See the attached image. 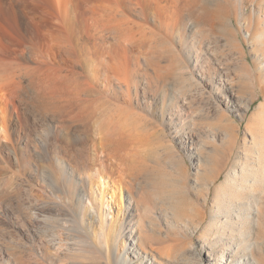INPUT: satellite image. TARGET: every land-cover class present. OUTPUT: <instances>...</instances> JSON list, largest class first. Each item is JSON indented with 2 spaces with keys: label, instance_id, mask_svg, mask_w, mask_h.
I'll return each mask as SVG.
<instances>
[{
  "label": "bare ground",
  "instance_id": "obj_1",
  "mask_svg": "<svg viewBox=\"0 0 264 264\" xmlns=\"http://www.w3.org/2000/svg\"><path fill=\"white\" fill-rule=\"evenodd\" d=\"M164 1L177 4L175 15L181 14L178 12L182 11V5L178 3L183 0ZM191 1L181 3L195 25L191 27L193 34L190 45L182 47L181 37H178L175 45L168 37L164 39L161 36L159 13L162 0H71L70 4L66 0H0V11L5 12L1 14L10 17L12 26L10 30L0 28V53L12 61L27 58V63H31V66L29 63V67L23 68L26 77L24 86L20 79L22 75L16 76V79L14 76L11 78L12 67L9 72L5 69L10 62L13 65L14 61L6 62L4 58L5 61H0V129L6 143L18 145L24 137L18 134L15 136L14 131L27 134L32 128H38L36 143L29 146L27 141L23 148L14 149V162L19 170L29 165L32 157H35L36 166H39V170H36L39 173L38 179L31 182L32 195L25 207L29 218L27 243L35 252L37 264H160L158 259L166 248L164 244L173 241V249L179 257L185 251L186 239L192 240L190 233H197L201 238L197 255L205 253L206 264H264V251L252 244L254 240H264L259 228L262 225H252L253 219L243 221L255 209L262 215L260 204L264 200V141L258 140L259 129L254 130L250 126L248 133L251 141L248 144L244 142L242 151L238 153L239 138L230 133L233 126L221 112L222 107H225L229 114L242 120L257 96L264 100V28L259 25L264 19L258 17L256 20L259 31L253 38L254 43L252 41L255 60L251 65L237 42L234 43L235 38L231 44L236 45L239 55H233L228 42H223V38L232 36L234 31L230 22L223 21L225 19L221 9L212 6V10H209L205 0ZM262 1L260 5L264 11ZM191 6L201 7L199 9L202 12L195 13ZM149 10L154 11V23L149 21ZM79 17L86 28L84 35L94 43L91 54L96 58L97 80L101 78L104 83L103 93L97 91L96 86L78 71L81 55L85 53L79 49L83 37L78 30L82 24ZM112 31L116 34L111 36L113 44L101 49L105 38H108L107 33L112 35ZM148 39L160 46L163 44L164 51L159 50L164 52V57L169 55L177 60V66L162 71L159 63L152 61L155 64H152L154 68L151 66L153 74L148 68H144L145 71L138 68L130 72L123 64L124 60L129 59V46L136 48L139 42ZM225 48L229 51L228 56L223 53L220 56L219 53ZM25 62L23 65L27 64ZM146 64L150 65L145 62L143 66L147 67ZM178 70L183 72L180 79L184 82L181 86L184 90L166 104L161 89L168 86L167 80L178 75ZM234 74L237 75L236 79ZM24 87L34 90L35 96L29 99L23 96L21 92L25 90ZM243 94L247 97L242 100ZM105 95L109 97L103 98ZM93 101L94 104L101 102L95 116L93 106L89 105ZM194 101H198L195 106L200 115L212 117L214 125L226 132L223 134L220 133L222 130L217 132L204 129L199 130L202 132L198 133L199 137L218 139L224 144L223 154L227 160L235 156L236 161H232L231 174L228 172L229 175L218 188L220 191L213 190V206L207 217L206 197L211 194V187L222 176L228 163H224L223 159L213 161L211 159L215 157L209 159L211 156L199 157L198 153L188 148L189 158L197 165L196 180H191V183L187 179L169 180V204L165 205L167 211L159 213L165 219V233L155 236L152 231L150 233V226L154 222L150 220L151 200L149 194L145 193L153 188L158 174L154 176L147 173L144 163L133 157L136 155L133 152L136 151V143L142 140L143 131L156 128L150 123L152 105L160 103L163 110L167 107L165 112H161L162 120L158 125L163 134L166 126L174 129L180 127L182 106L185 114L189 113ZM86 106L96 118L94 126L99 136L96 143H89L85 135L86 124L83 121L88 116L91 118V114H86L89 111ZM26 107L33 108L32 111L47 119L28 124L22 112V108ZM260 108L264 112V102ZM49 118L54 123H50ZM76 121L81 124L70 125ZM251 122L258 126L256 120ZM183 138L192 146L198 141L200 144L191 128L183 133ZM54 143V148H51ZM86 149L88 161L82 156ZM250 151L256 155L253 159L247 155ZM169 161L172 159H168L167 164ZM95 174L98 180L93 177ZM258 175L263 177L262 182H259ZM100 177L107 180L103 181V189ZM169 177L171 179L172 175ZM138 178L145 180L143 192L138 188L140 184L135 183ZM96 184L99 186V196H94L92 191ZM168 185H165L166 189ZM197 192L204 197L202 205L197 204L200 199ZM84 199L87 206H84ZM114 205L118 208L116 213L113 211ZM88 206L93 208V214ZM109 216L108 223L105 217ZM14 221L22 240V218L17 215ZM124 235H127L129 241L130 248L126 249L131 256L129 260L116 253L118 240ZM152 240L159 245L157 249L154 247L158 256L150 254V259L144 246ZM151 245L153 247V243Z\"/></svg>",
  "mask_w": 264,
  "mask_h": 264
},
{
  "label": "rangeland",
  "instance_id": "obj_2",
  "mask_svg": "<svg viewBox=\"0 0 264 264\" xmlns=\"http://www.w3.org/2000/svg\"><path fill=\"white\" fill-rule=\"evenodd\" d=\"M66 1L70 4L71 0H66ZM183 1H181V3H185V2L190 3L191 0L190 1L185 0L184 2ZM205 1H207L206 6L207 5L209 6V7L207 6L208 9L212 6L214 7V9H215V7H216V9H219V10L221 9L220 12L222 13L223 18L225 19L223 21L224 22L228 21L231 24V29H232V31H234L233 32L234 34L232 33L233 34L232 36H235V37L228 35V37L225 36L223 38V42H225V43L228 42L227 44L230 47V51H232L231 53L233 55L238 54L237 53L238 49H236V47H235L236 45L234 44L237 42L236 44H238L237 46L239 47V49L241 48L243 50V52L245 53V56H246L248 63H250L252 65L253 64L252 62L255 60V55L253 52L254 46L252 45V41L254 43L253 38H254L255 34L259 31L256 20L258 17H260V20L264 19V11L262 10V7L260 5L261 0H220V1L216 0L217 2L219 1L218 3L214 0L213 1L212 0H205ZM257 1H260V2L257 3ZM169 2L164 1V0H162V2H161L162 8H161L160 13H159V17L161 19L160 29L162 30V31L160 30L161 36L164 39H167V37H168V39L171 40L172 43H174L175 45H177L176 43L178 41V37H181L182 38L181 43H183L182 47L189 46L190 42L192 40V34H193L191 27L195 26L194 22L191 21L192 17L190 18V16L188 15L189 14L188 11L186 12L183 10L184 4H181L180 2L178 4L182 5L181 10L183 12L182 11L178 12L181 14H179V16H176L175 13L178 11V9L176 11V5L177 4H175L173 2V5H172V2H170V3ZM191 2L193 3V1H191ZM217 4H219V6ZM215 5H217L218 7ZM0 8H2V7L0 6ZM166 8H168V9H166ZM171 8L172 9L175 8V9L172 10ZM199 8H201V7H194L193 6L192 10L195 13H200L202 11ZM209 10H212V8H210ZM1 12H2V14H5L4 11H0V20H1L0 26H1L2 22H4V21L7 24L3 23L2 25L6 26V27L1 26L0 28H2L4 30L5 29L6 30L12 29L11 23L9 22L10 17L7 14L2 15ZM153 12H154L153 10H149L148 15H149V21L154 23ZM6 16H7V18L8 17L9 18L7 19ZM2 19L4 21H2ZM187 19H189V20H187ZM226 19H228V20H226ZM79 22L82 23L78 29L79 34H81L80 36H83L81 38L82 44L80 45L79 49L83 50L85 53H83L81 55V58H80L81 64H80V67H78V71L82 72L84 74V76L88 79V81H90L92 83V85L96 86L97 91L103 93L104 83H103L101 78H100V80H97L98 77H97V73H96V61H95L96 58L94 55L91 54V49L94 50V43H93V41L92 42L88 41L86 35H84L85 34L84 31L86 30V28H85V26L82 22V19L80 17H79ZM189 22L191 24H189ZM245 22H246V24H245ZM260 22L261 23H259V25H261V27L264 28V22H262V21H260ZM7 26H8V28H7ZM246 27H247V29H246ZM112 32H111L112 35H109L110 32L107 33L108 38H105L103 45L101 46L103 48H101V49L104 50L107 45L109 46V45L113 44L111 36L114 37L115 32L114 31H112ZM107 35H106V37H107ZM213 36L215 37L214 34H213ZM213 36L211 35V38H213ZM230 36L232 37V39H230L231 38ZM226 38L228 40L229 39L230 40L227 41ZM233 39H234V43L231 44V41H233ZM109 42H111V43L109 44ZM144 43H146V44H144ZM142 44H144V45L142 46ZM138 45H139L138 47L136 46V48H138V49H136L134 46L132 47V45H131V47L129 46V48H130L129 49V59H126L124 61L122 60L124 66H126V68H129L130 72L133 73V72H135L134 69H136V71H137L138 68L141 71H145V69L148 68V71L151 74H153L154 69H152V68H154V67L152 66V64L155 66V64L153 62H156L157 64L159 63L158 65L160 68L162 67L161 68L162 71H163V69L168 70V69H172V68L177 66V64H178L177 60H175L172 56L167 55V57L166 56L164 57V54H163L164 52H162V51H164L165 48H163L164 47L163 44H162V46H160L161 44L158 45V44H156V43H154L148 39V40L139 42ZM145 45L146 46L150 45V46H148L147 47L148 49H147ZM139 47H141V48L139 49ZM156 47L157 48L159 47V48L157 49ZM182 47L179 46V48L181 50H182ZM226 48L223 49V51L221 53H219L220 56H223V55H221L222 53L225 56H228V54H227L228 49L226 50ZM159 49H162V51ZM157 50L159 52H157ZM160 52H162V55ZM141 53L142 54L146 53L148 55H146V54L142 55ZM1 54L2 53H0V61H2L4 58V55H1ZM149 54L151 56H153V58ZM154 54L155 55L157 54V55L155 56ZM159 55H160V57H159ZM147 56H149L150 59ZM162 56H163V58H162ZM168 56H169V58H168ZM146 58H147V60H146ZM4 59H6V58H4ZM25 59L28 60L27 58H24V59L20 58V59H18V61L13 60L14 61L13 62L10 59H6V62L12 61L13 65L10 62V64H8L10 67L4 66L8 72H9V69L12 67L11 68L12 70L11 69L10 70L13 73L11 71L10 72L13 75L12 76L10 75L9 77L13 78V76H14V79H16V78L20 77V75H22V77H20V79H21L22 84L24 86L26 85V77H25V71H24L25 69L23 70V68L31 66V63L30 62H29L30 64L27 63V61ZM144 59H145L146 63H150V65L146 64L147 67L143 66L145 63ZM164 60H165V62H164ZM3 61H5V60H3ZM23 61L24 62L26 61L25 63H27V64L23 65V63H24ZM28 64H29V66H28ZM151 66H152V68H151ZM164 66L165 67L167 66V68H165ZM168 66H170V68ZM16 67L19 69L22 68L21 69L22 72L19 69L18 70L20 72H18V70H16L17 69ZM13 69H14V71H13ZM167 70H165V71H167ZM7 71H5V72L8 73ZM179 72H180V70H178V72H177L178 75L175 74L176 76L174 77V79L172 77V79L167 80L166 84L168 86L161 89L162 93H164L163 95H164V100L166 101V104H168L169 100H173L175 96L179 95V93L183 92V90H184V89L183 90L181 89V86L183 85L184 82L182 81V79H180V74H182L183 72H180V73ZM6 73H5V75H9ZM15 73H16V75H14ZM16 76H18V77H16ZM233 76L237 77V75H235V74ZM236 77H235V79H236ZM24 89L25 90H23L21 93L23 96H25V97L27 96V99L33 98V96H35V95H33L34 90L32 91L31 89H26L25 87H24ZM178 90H179V92H178ZM24 91H26V92H24ZM159 93H160V89H159ZM243 95H241L242 100L245 97H247L246 94H243ZM108 97L109 96L105 95V97H103V98H108ZM262 99L263 98L260 96H257L254 99V102L251 104V109L249 110V113L242 120L239 119L236 115L229 114L228 111H226L225 107H222V109H221V112L226 116L228 121L233 126V130H231L230 133L233 134L234 136H238V138H239L238 139V149H237L238 153H240L239 150L242 151V147L244 146V142L248 144L251 141V137L248 133V129L251 127H252L251 129H254V128H256L257 130L259 129V131H258V138L259 139L258 140L262 139L264 141V124H263L264 123V112H261V110H260L261 104H263V102H264V100H262ZM94 102L95 101H93L92 103H89L90 106H93L92 107L93 114L96 113V110L98 109L99 104H101V102H96L97 104L96 103L94 104ZM197 102L198 101L193 102L194 106L191 108V111H188L189 113L186 112V114L184 112L185 108L182 106L181 109H182V116L183 117H182V121L180 122V127L177 129H174V128H171V126H166V127H164L163 134L160 131V128L158 127V125L160 126L161 120H162V118L160 119L161 112H165V109L167 107L165 106V109L163 110L159 106L160 103L157 105H152L151 113H150V118H151L150 123L152 124L151 125L152 127H156L154 129H156L155 131H157V132H155L153 128H152V130L148 129V131L146 129L145 130L146 132L143 131L144 133H142V136H141L142 140L139 143H136L137 148H136V151L133 152V153H136V155H133V157L137 158L138 161L144 163L145 170L147 173H150L154 176L156 174H158V176L156 175L157 179H156V183L153 186V188L149 189L150 190L149 192L146 190L148 193H145V194H149V197L151 200V209H150L151 215L150 216L152 218L150 220L154 221V222H152L153 226L152 225L150 226V227H152V229L150 228V233L152 231L155 236H160L161 234L164 235V233H165V222H164L165 219L161 215L159 216V213L167 211V208H165L166 207L165 205L169 204V201L167 200L168 192H169L168 191L169 190V185H168L169 180H172L174 178L176 180L187 179V181H189L190 183H191V180H196L195 179V177H196L195 173H196L197 165H196L194 160L189 158L190 150H187L188 148L193 149V151H195V153H198L199 157L203 156L202 158H205V157L209 158L211 156L209 159H211L212 157H215V158L211 159L213 161H220L221 159H223L224 163H228V165L226 164V167H225V170H224L222 176L219 179H217L216 182L211 187V189H212L211 194L208 197H206L205 201H206V206H207V214H208L207 217H209V215L211 213L210 209L213 206V192H214L213 190L216 189V190L220 191L218 188L224 182L225 177L228 176L229 173L231 174L232 165L236 161L235 156H232L231 160H229V161L227 160L228 159V158H226L227 156L225 157L224 156L225 154H223V145L224 144L221 143V141H219L218 139H212V138H206L205 139L204 137H199L198 133L201 134L202 133L201 131L204 129L217 131V132L222 130V131H220V133H223V134H225L226 132L223 129H220V128L218 129L216 127V125H214V123L212 121V117H207V116L204 117V116L199 114L198 108L195 106L196 104L198 105ZM88 106H86L87 110H89V108H91L90 106L88 108ZM31 109L34 110L33 108H30V109L27 107L22 108L23 118L26 120V122H28V124L33 122V121L36 123V121L39 119H41V120L43 118L47 119L46 116H42V115L40 116L39 114L35 113L36 111L34 112ZM87 110L85 109V111H87ZM90 110L87 111L89 113L86 112V114H91ZM93 114H91V116H90L91 118H89V116H88V118L83 121L84 125L86 124L85 135H86L87 141L89 143H96L99 141V136H98L97 132L95 131L97 129H95L96 126H94V124H95L94 121L96 118L94 117L95 114H94V116H93ZM84 115H85V113H84ZM92 117H93V119H92ZM252 118H255L258 126H256V124H254V122H251L252 120L255 121ZM258 118L260 119V121ZM164 119H165V117H164ZM261 119H262V121H261ZM49 122L54 123V120L51 121V119L49 118ZM176 122H177V120L175 121V123ZM259 122H261L262 124ZM37 124H39V123H37ZM75 124H81V123H79L77 121L70 123V125H72V126H74ZM192 127H194V128H192ZM261 127H263V128H261ZM15 128H17V125L14 126V129ZM185 128H187V129H185ZM190 128L192 129V131H194V133L196 134V137H198V139L200 140V144L198 143L199 142L198 141L195 145L192 146L191 143L187 139L183 138V133L188 132ZM212 128H214V129H212ZM181 129H182V133H181ZM176 130H177V132H176ZM199 130H201V131H199ZM37 131H38L37 127L32 128L31 131L27 134L22 132V131H14L15 136H16V134H18V135L24 137V138L22 137L23 138L22 142H20L18 145H14V144L6 143L5 140H3V131L0 129V135H2V144L0 143V264H37L38 259L34 254L35 252L31 249L30 245L27 243L28 242L27 241L28 236H26V228H28V226H29V220H28L29 218H28V210L25 207H27L26 205H28L29 198L32 195L31 182H34V179H38L39 173L38 172L36 173V170L37 171L39 170V166H36L35 157H32L29 160L30 164L27 165L22 170H19L15 166V162H14L15 161L14 160V151H15L14 149H15V147H17L16 150L18 148L21 149L24 147V145H25L24 143L27 141H28L29 146H31V144L34 142L36 143L38 141L37 140V137H38ZM208 142H209V144H208ZM205 143H207V145ZM211 145H213V146H211ZM218 145H219V147H218ZM54 146H55V143L51 145V148H54ZM201 149H203V150H201ZM217 149L220 150V151H218V153H217ZM31 150H33V148ZM172 153L174 155H172ZM204 153H206V154H204ZM247 155L249 157H251V159H253V156H256L253 154V151H250ZM82 156L85 158L86 161H88L89 155H88L87 149L85 152H82ZM173 158H175V159H173ZM168 159L169 160L172 159L171 162L169 161L170 162L169 164L171 167L169 166V164H167ZM234 159H235V161H234ZM164 160H165V162H164ZM158 161L161 163H157ZM232 161H234V162H232ZM262 161H263V165H264V155L262 156ZM173 162H175L174 165H173ZM223 162L222 163L219 162V164L223 165L224 164ZM160 164H161V166H160ZM162 164H164L165 166H163ZM171 164L173 165V168H172ZM156 165H157V167H155ZM175 167H177L178 169ZM96 168L97 167H95V169ZM149 170H150V172H149ZM95 171L96 170H94L93 173H95ZM151 171H152V173H151ZM250 172H252V171H250ZM169 173L172 175L171 179L169 177V176H171V175H169ZM162 175H163V177H162ZM185 175H186V177H185ZM93 177L97 180L99 179L96 174L93 175ZM167 177L169 178L167 180L168 182L166 181ZM258 179H259V182H262L261 179H263V177L258 175ZM100 181L102 183L101 187L103 189L104 188V182H106L107 180L104 177H100ZM263 181H264V179H263ZM135 183L140 184V186H138V188L141 189L140 192H143V189L145 186L144 185L145 180L138 178L135 181ZM166 184L168 185L167 189L165 186ZM86 189L88 190V188H86ZM261 189H263V187L260 188V190ZM92 191L94 192V196L100 195L98 184H96L92 188ZM108 191L111 192L110 190H108ZM200 194H201L200 192H197V195L200 197V199L198 198V200H197L198 205L204 204V197ZM19 195H20V197H19ZM160 199H161V201L162 200H164V201L161 202ZM242 202H244V200H242ZM84 206H87L86 199H84ZM88 207L90 208V213L93 214L94 213L93 208L91 206H88ZM117 209L118 208L114 205L113 206L114 213H116ZM260 209L262 211V215H260V213L257 212V210L255 209L256 212L254 211V213H252L249 217H246L243 221H246L248 219L249 220L253 219L252 225H256L257 227H259L258 226L259 224L262 225L261 227H263V229L261 227H259V228L261 229L260 230L261 235H264V200H262V203L260 204ZM240 210H242V208H240ZM141 213H143V208L141 209ZM17 215H20V217L22 218V221H23L22 228H20V230L23 229V232L21 234L22 240H21L19 233H18L19 228H17V226H15L14 220H15V217ZM214 216H215V214H214ZM153 218H154V220H153ZM105 219L109 223L110 216L105 217ZM155 219L158 221H156ZM215 219L217 220L218 218H215ZM207 220H209V219H207ZM145 221H147L149 223V220L145 219ZM155 229H156V231H155ZM190 234H191L192 240L189 241V239H186L187 244L185 246L186 247L185 251L182 254L183 256L182 255L179 257L176 256V252L173 249L174 242L173 241H167L164 244V246H166V248L164 249L163 253H161V255L158 259L160 264H206V261H205L207 258L206 254L200 253L199 255H197V253H198L197 251H199L198 245H199V242L201 241V238L198 237L197 233H190ZM17 239H20V241L19 240L17 241ZM252 242H253L252 244L254 246H258L261 248L262 251H264V240H258V241L254 240ZM148 243H149V245H151V243H153V247H152V245L149 246ZM151 243L147 242V243H145V246H144L146 251L149 253V254L147 253L146 255L150 259H151L150 254H154L156 257L158 256L156 249L158 248L157 246H159L158 243H156L153 240L151 241ZM150 247H152V248H150ZM154 247H156V249ZM191 247H194V248H191ZM127 248H130L129 241L127 240V235H124L123 238L121 237L118 240V249L116 250V253H119L120 256L123 257V259L129 260V259H131V256L129 255L128 251L126 252ZM79 261H81V260H79ZM131 261H133V260H131Z\"/></svg>",
  "mask_w": 264,
  "mask_h": 264
}]
</instances>
